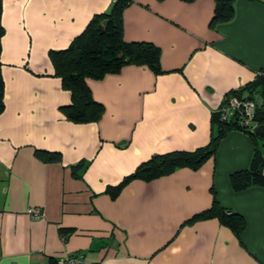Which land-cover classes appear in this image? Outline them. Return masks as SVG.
<instances>
[{
    "label": "crops",
    "instance_id": "crops-1",
    "mask_svg": "<svg viewBox=\"0 0 264 264\" xmlns=\"http://www.w3.org/2000/svg\"><path fill=\"white\" fill-rule=\"evenodd\" d=\"M114 1L2 0L0 264L78 254L84 264H264V186L234 191L229 182L255 152L264 158L263 139L231 130L198 169L108 192L152 156L194 152L218 134L213 113L225 96L264 69V0H236L233 19L214 27L215 0H130L122 38L157 46L162 73L127 65L87 79L103 114L70 121L49 52ZM259 100L264 111V91ZM213 197L245 220L241 234L215 217L193 220Z\"/></svg>",
    "mask_w": 264,
    "mask_h": 264
},
{
    "label": "trees",
    "instance_id": "trees-1",
    "mask_svg": "<svg viewBox=\"0 0 264 264\" xmlns=\"http://www.w3.org/2000/svg\"><path fill=\"white\" fill-rule=\"evenodd\" d=\"M191 2L193 0H182ZM236 0H215L214 16L210 26L225 23L233 19ZM261 1V0H253ZM130 0H115L108 13L95 15L83 32L75 37L70 45L62 50H51L49 58L54 69V76L60 79L61 86L70 93V104L61 107L66 118L77 123L97 122L104 111L103 106L96 102L91 95L86 80H100L107 74H117L127 65L146 66L154 74L162 73L160 66V49L149 42H125L122 38V12L129 5ZM2 0H0V55L1 38L4 28L1 23ZM264 91V69L258 71L253 82L230 91L224 98L220 108L213 113L220 129L213 136L209 145L194 152H172L163 155H154L146 162L140 164L136 170L125 177L116 187L108 190L112 197L117 196L123 186L132 180L151 181L167 175L180 167L192 170L198 169L202 163L212 156L220 140L231 130H240L248 134L253 141L264 140V133L256 130L264 125V111L262 106L256 105V97L261 98ZM4 82L1 74L0 62V112L4 108ZM238 101L252 100L255 102V115L253 119L254 130L248 131L238 125V118L226 123L222 121L220 109L230 98ZM53 158L55 154H48ZM264 158H258L255 152L249 169L229 175V182L234 191H242L250 186H264V176L260 165ZM215 217L229 228L235 235L246 229L245 220L238 214L226 211L213 197L212 207L193 218Z\"/></svg>",
    "mask_w": 264,
    "mask_h": 264
},
{
    "label": "built area",
    "instance_id": "built-area-1",
    "mask_svg": "<svg viewBox=\"0 0 264 264\" xmlns=\"http://www.w3.org/2000/svg\"><path fill=\"white\" fill-rule=\"evenodd\" d=\"M255 102L252 100L238 101L236 98H230L225 105L220 109L221 120L230 123L234 121V116L239 119L238 125L247 129L250 132L254 130L253 119L255 115ZM29 215L36 219L39 217V209L30 208L28 210ZM85 256L83 254L78 255H66L62 259H59L56 264H84Z\"/></svg>",
    "mask_w": 264,
    "mask_h": 264
},
{
    "label": "water",
    "instance_id": "water-1",
    "mask_svg": "<svg viewBox=\"0 0 264 264\" xmlns=\"http://www.w3.org/2000/svg\"><path fill=\"white\" fill-rule=\"evenodd\" d=\"M256 105H257L258 107L261 106L260 100H259V98H257V97H256ZM256 130H261V131L264 133V125L259 126Z\"/></svg>",
    "mask_w": 264,
    "mask_h": 264
}]
</instances>
